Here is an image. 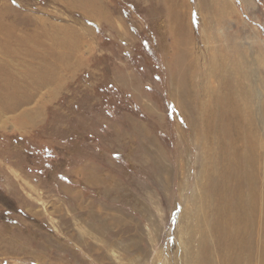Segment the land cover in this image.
I'll list each match as a JSON object with an SVG mask.
<instances>
[{
  "label": "rangeland",
  "instance_id": "rangeland-1",
  "mask_svg": "<svg viewBox=\"0 0 264 264\" xmlns=\"http://www.w3.org/2000/svg\"><path fill=\"white\" fill-rule=\"evenodd\" d=\"M263 216L264 0H0V264H264Z\"/></svg>",
  "mask_w": 264,
  "mask_h": 264
},
{
  "label": "bare ground",
  "instance_id": "bare-ground-1",
  "mask_svg": "<svg viewBox=\"0 0 264 264\" xmlns=\"http://www.w3.org/2000/svg\"><path fill=\"white\" fill-rule=\"evenodd\" d=\"M233 56L229 54V57L225 60V65L227 67H225V76L228 75V77H226L229 82L228 84H230V79L232 80V78L235 76L233 75L231 78V74L233 73L234 70H237V67L234 66L236 65V62L233 61ZM238 59V57L236 58ZM239 61V60H238ZM224 65V66H225ZM232 65V68H230V66ZM239 65V64H238ZM240 68V67H239ZM237 72L239 73V71L237 70ZM234 74V73H233ZM239 75V74H238ZM241 75V74H240ZM239 75V76H240ZM244 76V74H243ZM237 77V76H236ZM234 77V78H236ZM244 78V77H243ZM242 78V79H243ZM240 79V78H239ZM245 79V78H244ZM236 81V80H235ZM234 81V82H235ZM213 82V81H212ZM238 82V81H237ZM242 82V81H241ZM234 84V83H232ZM243 84V83H242ZM244 85V84H243ZM236 86V85H235ZM241 86V85H240ZM239 86V87H240ZM245 86V85H244ZM239 87L235 88V91H238V93H240V95L242 94L239 90ZM241 88V87H240ZM227 89V88H226ZM233 90V88H232ZM233 90V91H234ZM230 92V91H229ZM228 95V94H227ZM244 95V94H243ZM247 96V94H245ZM236 96V95H235ZM238 97V96H237ZM235 98V97H234ZM248 98V97H247ZM233 99V98H232ZM238 99V98H237ZM231 100V99H230ZM242 100V99H241ZM248 101V100H247ZM227 102V101H226ZM234 102V101H232ZM237 102V100H236ZM240 102V101H239ZM245 103V102H244ZM248 103L250 104V102L248 101ZM247 103V104H248ZM226 104V103H225ZM233 104V103H232ZM238 104V103H237ZM243 104V102H242ZM248 104V105H249ZM229 105V104H228ZM233 106V105H232ZM237 106V105H236ZM240 106V105H239ZM238 107V106H237ZM223 108V107H222ZM227 108V107H226ZM232 108V107H230ZM242 108V107H241ZM245 108V107H243ZM221 109V108H220ZM225 109V108H224ZM231 110V109H230ZM245 110V109H243ZM242 111V110H241ZM191 112V111H190ZM214 112V111H213ZM231 112V111H230ZM244 112V111H243ZM239 113V112H238ZM242 113V112H241ZM245 113V112H244ZM225 114H226V110H225ZM229 114V113H227ZM233 114V113H232ZM236 115V114H235ZM241 115V114H240ZM240 117V116H238ZM227 118V117H226ZM243 118V117H241ZM246 119V116L244 117ZM230 120V119H228ZM239 120V119H236ZM231 121V120H230ZM240 121V120H239ZM230 124V123H229ZM240 125V124H239ZM230 126V125H229ZM227 128V127H226ZM232 129V128H231ZM229 133V132H228ZM231 133V132H230ZM226 135V134H225ZM230 138V137H229ZM232 138V136H231ZM230 141V140H229ZM260 142V141H259ZM231 143V142H230ZM229 146V144H228ZM231 147V146H230ZM256 149L258 150V143L256 142L255 145ZM234 150L232 148H228L226 150L225 153V158L223 159L224 165L227 162L226 160V156H228V160L229 162L232 160V157L236 154L235 152H233ZM242 152V151H241ZM257 152V151H256ZM232 153V154H231ZM235 153V154H233ZM227 154V155H226ZM236 156V155H235ZM238 158V157H237ZM234 160V159H233ZM235 160H237L235 158ZM234 160V161H235ZM255 160V159H254ZM257 161V160H255ZM243 162V161H242ZM245 162V161H244ZM233 163V162H232ZM238 163V162H237ZM256 163V162H255ZM254 163V164H255ZM214 164V163H213ZM227 164V163H226ZM223 165V166H224ZM230 165V164H229ZM246 165V163H245ZM248 165V164H247ZM228 166V165H227ZM225 166V169L223 170L224 172V177H221L222 182L224 183L223 185H225L231 178H233L234 175V170L231 167H227ZM235 166V165H234ZM238 167V164L236 165ZM210 167V171L211 172H215L218 169V164L216 165H209ZM227 167V168H226ZM256 167V166H255ZM242 168V167H241ZM236 169V168H235ZM257 169V168H256ZM251 170V169H250ZM222 171V170H221ZM217 172V171H216ZM236 172V171H235ZM256 172V171H255ZM221 176V175H220ZM260 177V175H257ZM256 177V176H255ZM219 178V177H218ZM235 178V177H234ZM252 179V178H251ZM245 181V180H244ZM250 181V179H249ZM232 182V180H231ZM240 183H244V182H240ZM246 183V182H245ZM249 183V182H248ZM247 184V183H246ZM222 185V183H221ZM254 186H255V194L257 195V190L259 188V184H258V178L255 179L254 181ZM230 190V189H229ZM228 190V191H229ZM234 191V190H233ZM223 194V193H222ZM229 196V195H228ZM235 196V195H232ZM237 196V195H236ZM220 201V204H224L225 203L227 205H229V207L225 208L222 206H218L215 202H214V198L211 201L210 204V209H209V221L207 222V215H205V231L207 229V234L206 239L210 244H216L218 243L217 240L219 239V237L222 239V241H224V243H222L223 245L227 246V245H244L246 247L251 248V246L249 244L246 243V241H248L250 239V227L252 228V224L254 223V214L251 213L250 210H248V213L245 215V213L243 212V200H241V196L239 195L238 198L236 199V197H227L225 195H222V197L218 196L215 197V199H218ZM229 199V200H228ZM241 200V201H240ZM256 201L252 204H250L248 206V209H251L252 206L256 207V209H258V198L255 199ZM207 201V200H206ZM210 201V200H209ZM228 202V203H227ZM209 206V205H208ZM207 209V208H206ZM261 209V208H260ZM260 215V214H259ZM264 217V216H263ZM258 239V238H257ZM263 240V239H262ZM178 241V240H177ZM206 241V240H205ZM204 241V242H205ZM262 243V242H261ZM245 247V248H246ZM243 248V246H242ZM243 253V251H242ZM169 254V253H168ZM245 254V253H244ZM170 259V258H169Z\"/></svg>",
  "mask_w": 264,
  "mask_h": 264
}]
</instances>
